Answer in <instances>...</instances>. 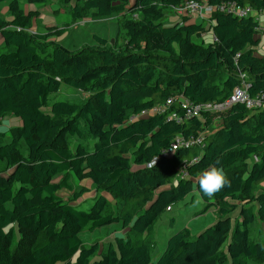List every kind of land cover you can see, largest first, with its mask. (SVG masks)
I'll list each match as a JSON object with an SVG mask.
<instances>
[{
	"label": "trees",
	"instance_id": "obj_1",
	"mask_svg": "<svg viewBox=\"0 0 264 264\" xmlns=\"http://www.w3.org/2000/svg\"><path fill=\"white\" fill-rule=\"evenodd\" d=\"M19 1L9 2L8 20L0 16V121H16L0 134V264H264V241L249 239L254 208L264 220V190L256 192L264 185V109L236 103L218 121L209 115L182 123L167 115L132 119L170 96L195 104L224 102L241 75L250 96L264 93L254 19L214 12L208 26L186 20L165 26L164 11L189 0H63L75 19L83 11L116 15L125 35L122 45L95 35L94 45L70 50L53 39L60 33L53 27L30 33L37 14L25 12ZM195 1L264 8V0ZM210 30L212 43L194 41ZM213 74L224 76L220 84L210 83ZM61 87L87 96L82 104L56 100ZM204 132L203 149L160 156L177 136ZM74 136L92 138V149H70ZM216 161L230 186L208 197L199 191L198 178ZM183 166L186 177L180 176ZM70 174L99 191L86 211L73 205L81 194L72 202L58 195L70 191ZM194 193L206 211L214 209L216 220L196 234L186 227L173 232L154 262L149 245L127 235H114L104 251L82 243L85 229L115 224L139 236L151 233L165 212ZM107 195L139 198L143 210L113 215Z\"/></svg>",
	"mask_w": 264,
	"mask_h": 264
},
{
	"label": "rangeland",
	"instance_id": "obj_2",
	"mask_svg": "<svg viewBox=\"0 0 264 264\" xmlns=\"http://www.w3.org/2000/svg\"><path fill=\"white\" fill-rule=\"evenodd\" d=\"M10 1L11 0H6L0 5V16L7 20L9 19L8 4ZM19 2L20 8L25 12L33 11L37 14L32 20L31 32L46 34V28L53 27L55 31L60 32L56 37H53V39L70 50L94 45L95 40L93 37L95 35L106 39L111 46L124 44L125 35L124 32L120 30L116 15L109 18H98L92 12L83 11L82 17L80 19H75L72 16L70 6L63 0H47L44 5H29L24 0H20ZM175 19L174 9H166L164 11L162 20L164 24L174 22L176 21ZM194 41L200 43L201 40L199 37H195ZM0 46H2L0 47V52L5 51L1 36ZM262 60L264 61V58H262ZM223 78V75L213 74L210 83L218 85ZM86 96L87 93L85 91H74L66 87H61L55 99L82 104ZM5 119L10 120L12 125L16 124V121L11 116L3 118L0 122ZM4 133L5 132H0V134ZM68 145L72 150L77 146H81L90 151L94 145V140L87 136L83 138L74 136L68 139ZM25 150L26 148L22 144V152H25ZM240 164L241 162H237L232 165L228 169L227 175L230 176L232 169L240 166ZM3 166L4 163H0V169ZM69 176L68 183L70 191L63 190L58 195L65 201L72 202L74 195L81 194V198L73 203V205L86 211L91 207L93 198L99 191L93 189L90 183H80L72 174ZM262 190H264V185L258 186L256 192ZM107 198L109 200L108 211L113 215L121 216L125 213H130L135 216L143 210V203L139 198H135L131 201H119L110 195H107ZM197 201L199 202L197 203ZM253 211L255 219L254 223L249 227V239L253 242L262 243L264 241V220L259 217L256 208H254ZM215 220L216 214L214 209L206 211L203 202L199 196L194 193L193 196L189 195L183 201L173 205L171 211L165 212L157 221L151 233L139 236L135 233H130L128 229H122L120 224H115L92 232L85 229L80 234V238L85 247L97 243L101 250L104 251L107 247L106 243L109 240L113 243L115 242L114 235L124 237L127 235L131 239L145 241L150 247L152 261L154 262L164 250L166 241L173 232L186 227L190 229L192 234H196ZM114 247H116L115 244ZM248 264L257 263L249 260Z\"/></svg>",
	"mask_w": 264,
	"mask_h": 264
},
{
	"label": "built area",
	"instance_id": "obj_3",
	"mask_svg": "<svg viewBox=\"0 0 264 264\" xmlns=\"http://www.w3.org/2000/svg\"><path fill=\"white\" fill-rule=\"evenodd\" d=\"M180 16L188 14L194 17H203L204 14H213L214 12L227 13L235 18H253L257 23L255 32L258 36L264 34V8L256 10L249 5L241 6L235 2H221L217 5L200 4L195 0L186 1L183 5L174 8ZM17 31L20 29L16 28ZM32 33L30 30H28ZM241 84L236 87L230 97L224 102L220 103H203L195 104L184 96H170L161 104L155 105L150 109L144 110L132 119L145 118L154 115H167L168 120H174L177 123L189 121L192 118H201L209 115L212 121H218V116L225 114L233 104H243L246 109L251 111H260L264 109V93H260L252 97L248 93L249 84L244 81V76L241 75ZM175 106L181 111V114L174 110ZM217 119V120H215ZM208 132L191 137L177 136L170 144L169 148L163 149L160 153L161 157H169L177 150H187L190 148H201L205 146V137ZM154 160H157L156 158ZM153 160V161H154ZM194 159L193 161H195ZM186 168L183 166L180 176L186 177ZM169 210V209H167Z\"/></svg>",
	"mask_w": 264,
	"mask_h": 264
},
{
	"label": "clouds",
	"instance_id": "obj_4",
	"mask_svg": "<svg viewBox=\"0 0 264 264\" xmlns=\"http://www.w3.org/2000/svg\"><path fill=\"white\" fill-rule=\"evenodd\" d=\"M12 127V122L8 119L0 122V132H6ZM154 165L156 160L152 162ZM219 161L209 165L205 170L202 171L198 178L199 191L208 197L214 196L217 192L223 188L230 186V181L227 179L223 170L216 165ZM199 201H197L198 203Z\"/></svg>",
	"mask_w": 264,
	"mask_h": 264
},
{
	"label": "crops",
	"instance_id": "obj_5",
	"mask_svg": "<svg viewBox=\"0 0 264 264\" xmlns=\"http://www.w3.org/2000/svg\"><path fill=\"white\" fill-rule=\"evenodd\" d=\"M131 2H133V0H129V3H131ZM200 4H209V3L207 1H203ZM42 5H44V4H42ZM170 9H174V8H170ZM174 13H175V16H176V19H175L176 21L168 22L167 24H164L165 26H172L174 24L181 23L183 20L188 21V23H192V22L197 23V24H201L202 23V24H205V25L208 26V25H210L209 22L211 21L210 18H211V15H212V14H204L202 18L201 17H197L196 18V17L188 15V14H184L183 16H180L179 14H177V12L175 10H174ZM199 38L201 40L200 42H204L205 44L212 43V41L215 40L212 30H210L209 32L201 35ZM258 41H259V44L257 46V52L259 53L260 56L263 57L264 56V34L262 36H259ZM2 45H3V40H2ZM0 47H2V46H0Z\"/></svg>",
	"mask_w": 264,
	"mask_h": 264
}]
</instances>
